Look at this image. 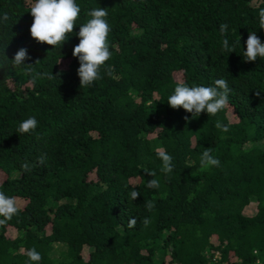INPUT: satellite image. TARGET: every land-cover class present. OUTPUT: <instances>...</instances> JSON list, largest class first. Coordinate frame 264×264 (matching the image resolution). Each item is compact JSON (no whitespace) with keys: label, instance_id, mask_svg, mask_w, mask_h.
I'll return each instance as SVG.
<instances>
[{"label":"trees","instance_id":"16d2710c","mask_svg":"<svg viewBox=\"0 0 264 264\" xmlns=\"http://www.w3.org/2000/svg\"><path fill=\"white\" fill-rule=\"evenodd\" d=\"M76 2V27L54 48L31 37L32 0H0L10 17L0 23V191L19 207L0 225V264H26L33 247L39 264H264V59L242 55L250 31L264 43V0ZM96 7L108 9L112 75L102 67L81 88L73 49ZM21 48L31 71L12 65ZM217 79L230 89L218 114L193 118L168 105L178 82ZM29 116L36 131L19 135ZM209 147L220 167L200 166ZM157 148L173 157L171 173ZM41 154L43 165L21 168ZM154 178L158 189L147 187Z\"/></svg>","mask_w":264,"mask_h":264},{"label":"clouds","instance_id":"9594fccd","mask_svg":"<svg viewBox=\"0 0 264 264\" xmlns=\"http://www.w3.org/2000/svg\"><path fill=\"white\" fill-rule=\"evenodd\" d=\"M33 17V23L30 27L31 37L38 43L47 44L54 48L67 42L70 33H73L77 21L80 18L81 7L76 0H32L30 11ZM89 19L79 26V43L73 49V56L78 58L80 67L78 76L81 81V88L90 87L95 81L102 78L101 68L106 67V62L112 58L113 52L110 50L108 40L111 31L107 20L108 9L103 7L92 8L87 11ZM10 19L7 12L0 16V23H6ZM258 22L260 29H264V8L258 12ZM227 24L220 25V32L225 37L222 40V50L232 53L235 51V45H230L227 39ZM240 43V41H237ZM245 62H255L258 58L264 59V43L261 42L256 32L250 31L246 41V51L242 53ZM6 56V55H5ZM7 57V56H6ZM8 58V57H7ZM26 59H31L27 54L26 48L19 49L11 60L13 67L23 66L26 71H31L32 66L26 65ZM40 61L38 60L36 64ZM107 75H112V67H106ZM48 79L53 74L45 73ZM230 89L225 79H217L213 86L193 85L188 86L184 82H178L173 93L168 97L167 103L173 109L183 108L191 113L193 118L200 116L201 113H207L214 116L224 110L229 103ZM259 96L260 93H257ZM187 120L188 118L185 117ZM221 131L227 132L228 127L221 121L215 125ZM38 120L34 116H29L19 122L16 132L19 135L31 134L36 131ZM158 158L162 161L161 172L168 174L174 169L173 157L163 148L156 149ZM46 154H41L37 158L36 164H30L25 161L21 168L25 172H30L37 164L45 163ZM202 168L220 167V160L213 156L212 149L206 148L199 158ZM148 175L154 177V172H148ZM147 187L158 189L160 187L157 179L147 181ZM129 196L131 200H136L140 192L133 189ZM146 209L151 212L155 208L152 201L145 202ZM19 211L16 197L8 196L4 191H0V225H5ZM137 221L131 218L128 227H135ZM145 227L150 224L149 218L142 221ZM26 264H39L42 260L41 254L33 247L27 251Z\"/></svg>","mask_w":264,"mask_h":264},{"label":"rangeland","instance_id":"374dc122","mask_svg":"<svg viewBox=\"0 0 264 264\" xmlns=\"http://www.w3.org/2000/svg\"><path fill=\"white\" fill-rule=\"evenodd\" d=\"M3 175L0 173V182L2 181Z\"/></svg>","mask_w":264,"mask_h":264}]
</instances>
